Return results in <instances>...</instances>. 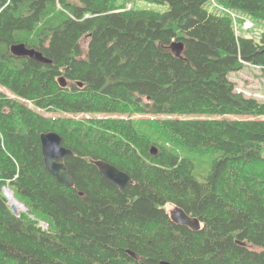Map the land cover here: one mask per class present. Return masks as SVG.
<instances>
[{
    "label": "trees",
    "instance_id": "1",
    "mask_svg": "<svg viewBox=\"0 0 264 264\" xmlns=\"http://www.w3.org/2000/svg\"><path fill=\"white\" fill-rule=\"evenodd\" d=\"M135 1L0 0V264H264V101L229 78L264 68V32L236 35L210 0ZM216 1L264 20V0ZM48 131L73 151L72 186L46 169ZM182 152L214 155L202 180ZM98 160L133 181L121 190Z\"/></svg>",
    "mask_w": 264,
    "mask_h": 264
},
{
    "label": "water",
    "instance_id": "2",
    "mask_svg": "<svg viewBox=\"0 0 264 264\" xmlns=\"http://www.w3.org/2000/svg\"><path fill=\"white\" fill-rule=\"evenodd\" d=\"M179 51L183 49V45H179ZM12 52L18 56H29L32 59L42 62L51 63L52 60L45 57L44 54L35 49L28 47L24 42L15 43L12 45ZM59 82L62 86L67 85L66 77L60 76ZM80 85H83L80 82ZM42 153L46 169L52 173L60 182L69 186L74 184L73 178L69 175L64 159L67 155L73 154V151L63 145L62 136L56 131L43 132L41 134ZM97 166L104 175V177L123 190L133 180L130 174L121 170L116 165L104 160L96 161ZM12 211L18 213L15 205L10 206ZM173 219L181 224L187 225L192 229H199L201 221L198 217L192 216L185 212L182 208L176 207L172 211ZM155 264H173L170 261L162 260Z\"/></svg>",
    "mask_w": 264,
    "mask_h": 264
},
{
    "label": "rangeland",
    "instance_id": "3",
    "mask_svg": "<svg viewBox=\"0 0 264 264\" xmlns=\"http://www.w3.org/2000/svg\"><path fill=\"white\" fill-rule=\"evenodd\" d=\"M70 1H77V0H70ZM133 4L136 9H151L156 11H166L167 9H169L168 3H155L145 0H137ZM237 14L240 15L239 12H237ZM251 19L254 22V27L251 29V34L253 38L259 39L261 34L264 32V20H255L253 18ZM239 27L240 30H242L241 22L239 23ZM229 78L232 81H234L237 91L244 93L246 96L257 97L260 100L264 101V68L253 66L250 64H245L240 69L231 71L229 73ZM256 89H259L261 93H254L253 91ZM5 91L10 96H14V94L9 92L8 90ZM237 116L244 117L241 115H237ZM256 117L264 118V115H259ZM182 154L189 156L195 162L196 168L194 172L196 176L200 180H202L208 173L214 155L207 153L205 155L198 157L191 152H182ZM165 208L169 213H171L176 209V206L172 203H167L165 205Z\"/></svg>",
    "mask_w": 264,
    "mask_h": 264
},
{
    "label": "bare ground",
    "instance_id": "4",
    "mask_svg": "<svg viewBox=\"0 0 264 264\" xmlns=\"http://www.w3.org/2000/svg\"><path fill=\"white\" fill-rule=\"evenodd\" d=\"M130 5H134L132 3H129ZM5 191H6V194H8V196L10 197V200H11V205H15L17 210H20L23 206L22 204L16 200L13 196V192L11 191L10 187L9 186H5Z\"/></svg>",
    "mask_w": 264,
    "mask_h": 264
},
{
    "label": "built area",
    "instance_id": "5",
    "mask_svg": "<svg viewBox=\"0 0 264 264\" xmlns=\"http://www.w3.org/2000/svg\"><path fill=\"white\" fill-rule=\"evenodd\" d=\"M213 5L215 6V7H219V8H221L220 6H218L216 3H213ZM231 15L234 17V20H235V23H236V27H237V17H238V15L236 14V13H234V12H232L231 11ZM253 22L251 21V20H249V19H245V21H244V23H243V28L244 29H250V28H252L253 27Z\"/></svg>",
    "mask_w": 264,
    "mask_h": 264
},
{
    "label": "crops",
    "instance_id": "6",
    "mask_svg": "<svg viewBox=\"0 0 264 264\" xmlns=\"http://www.w3.org/2000/svg\"><path fill=\"white\" fill-rule=\"evenodd\" d=\"M253 91V90H252ZM254 93H261L259 89L253 91Z\"/></svg>",
    "mask_w": 264,
    "mask_h": 264
}]
</instances>
